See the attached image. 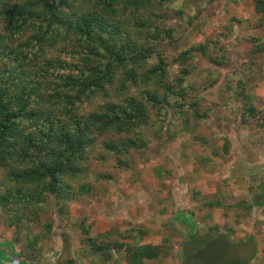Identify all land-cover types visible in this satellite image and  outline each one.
<instances>
[{
    "label": "trees",
    "instance_id": "1",
    "mask_svg": "<svg viewBox=\"0 0 264 264\" xmlns=\"http://www.w3.org/2000/svg\"><path fill=\"white\" fill-rule=\"evenodd\" d=\"M179 1L0 0V210L9 228L25 231L26 248L33 251L19 254L15 264H34L38 258V244L52 227L45 216L50 206L67 217L70 203L96 196L101 182L111 180L110 174L91 169V158L107 160L95 155L98 145L116 168H129L134 154H143L150 144L145 129L160 135L168 112L181 121L180 133L172 134L169 124L165 129L171 140L193 134L208 118L188 79L198 55L220 68L227 51L211 39L168 60L158 46L175 41L166 16L173 11L183 18ZM255 12H264L263 2H256ZM250 41L256 54L264 53L260 39ZM214 82L209 75L200 88ZM225 89L223 97L240 101L241 127L264 130V102L255 92H248L242 79ZM190 92L196 96L192 101ZM227 147L225 139L224 152ZM80 227L84 246L104 262L113 252L122 253L126 264L160 256L143 228L120 234L129 244L97 240ZM37 228L41 233L35 235Z\"/></svg>",
    "mask_w": 264,
    "mask_h": 264
},
{
    "label": "rangeland",
    "instance_id": "2",
    "mask_svg": "<svg viewBox=\"0 0 264 264\" xmlns=\"http://www.w3.org/2000/svg\"><path fill=\"white\" fill-rule=\"evenodd\" d=\"M257 1L264 3V0H180L176 8L182 10L183 18L169 12L166 19L176 31L175 41L158 46L168 60L193 44L211 39H217L227 51L226 65L220 68L198 55L196 68L188 79L199 90V110L207 112L208 118L197 124L193 134L184 133L171 140L165 129L169 124L172 134L180 133L181 121L173 120V113L168 112L160 135L145 129L150 144L143 154H134L135 162L129 168H116L114 158L98 145L95 155L106 156L107 160L91 158V169L110 174L111 180L101 182L96 196L70 203L67 217L59 215L54 206L48 208L45 216L52 227L47 239L38 244L39 256L34 264H66L68 260L75 264H126L122 253L113 252L109 262L90 254L82 243L80 226L97 240L129 244L131 240L120 236L128 228L149 231L151 237L146 242L158 247L160 256L144 264H182L180 248L189 233L204 240L224 236L233 246L232 257L238 250L234 246L241 245L243 239L246 248L241 247L242 258L237 262L227 256L228 264L249 263L248 257L254 250L255 256L262 257L263 249L258 250V246L262 247L263 242L264 221L260 216L263 212L250 213L245 205L237 204L247 196L244 193H251L248 195L251 197L263 185L264 130L242 128L237 113L240 101L223 97L228 85L234 87L242 79L247 91L255 92L264 102V53L256 54L250 41L258 38L264 43V12H255ZM176 70L173 66V71ZM209 75L214 85L203 90L200 87L208 82ZM195 98L190 92L188 101ZM189 122L195 123L192 118ZM196 136L204 142L196 140ZM225 139L227 152L223 150ZM207 201H220L221 206L209 209ZM39 233L40 229H34L33 234ZM26 244L25 231L17 234L14 228H9L0 210V254L4 255L0 264H15L19 254H33ZM197 245L190 244L189 252Z\"/></svg>",
    "mask_w": 264,
    "mask_h": 264
},
{
    "label": "crops",
    "instance_id": "3",
    "mask_svg": "<svg viewBox=\"0 0 264 264\" xmlns=\"http://www.w3.org/2000/svg\"><path fill=\"white\" fill-rule=\"evenodd\" d=\"M261 158H263V160H264V156L263 157H261ZM262 171H263V174H264V165H263V167H262ZM263 185H259L258 186V189H255V191H254V193L252 194V196L251 197H248V195L249 194H251V193H244V195L246 194L247 196H244L242 199H241V203L242 202H244L245 204H243V206L245 205V209L246 210H248V211H250V213H252L253 211L256 213V214H259L260 212L262 213L260 216H261V220L262 221H264V178H263ZM242 207V206H241ZM204 233H205V231H204ZM193 234V233H192ZM190 237H191V233H189V237L185 240V242H183V244L181 245V248H180V255L179 256H181L182 258H183V260H184V257H185V255H186V252H189L190 250L188 249V247H189V244H188V240L190 239ZM193 237V236H192ZM220 238V239H222V241H225V242H227L226 241V239H225V237L224 236H222V235H219V236H217V235H215V236H213L212 238ZM211 239V238H210ZM208 240V239H207ZM262 247L259 245L258 246V250H261L260 248H262L263 249V245H264V235H263V238H262ZM227 243H229V242H227ZM233 247V246H232ZM231 245H230V243H229V249H228V251H227V254H226V257L227 256H229L230 257V259L231 258H233L234 260H237V262H239V260H238V258L239 257H241L242 258V255H241V247L242 248H246V243H245V241L243 242V239H241V245H236V246H234V247H237L238 248V250H236L235 252H234V257H232V255H230V254H232V253H230V250H231ZM243 250V249H242ZM192 251V250H191ZM251 251V250H250ZM249 250L247 251V254L249 255L250 252ZM254 252H255V250H254ZM252 253L251 252V254L249 255V257H248V261H249V263L247 262V264H252V263H255L254 261H255V259H258V261H257V263H255V264H264V252H262L261 251V253H262V257H257V254H256V256H255V253ZM4 255H2V254H0V259L3 257ZM228 259V258H227ZM154 260H156V259H154ZM152 261V260H151ZM183 262V261H182ZM229 262V261H228ZM242 264H244V263H242Z\"/></svg>",
    "mask_w": 264,
    "mask_h": 264
},
{
    "label": "water",
    "instance_id": "4",
    "mask_svg": "<svg viewBox=\"0 0 264 264\" xmlns=\"http://www.w3.org/2000/svg\"><path fill=\"white\" fill-rule=\"evenodd\" d=\"M228 249L229 244L227 242L211 240L193 255L185 257L182 264H217L225 257Z\"/></svg>",
    "mask_w": 264,
    "mask_h": 264
},
{
    "label": "flooded vegetation",
    "instance_id": "5",
    "mask_svg": "<svg viewBox=\"0 0 264 264\" xmlns=\"http://www.w3.org/2000/svg\"><path fill=\"white\" fill-rule=\"evenodd\" d=\"M201 237H202V236H201ZM201 237H200V238H201ZM192 238H193V237L191 236L190 239L188 240V244H189V245H190V244L197 245L198 243L195 242ZM201 239H202V238H201ZM202 240H203V243H202V244H198L197 247H194L193 250H192L191 252H186L185 257L190 256V255H193L197 250L201 249V248L204 246V244H205L206 242H208V241H211V240H220V241H222V239L217 238V237H216V238H211V239H208V240H204V239H202ZM185 257H184V259H185ZM225 258H226V255H225V257H224L221 261H219L217 264H228V261H225Z\"/></svg>",
    "mask_w": 264,
    "mask_h": 264
},
{
    "label": "built area",
    "instance_id": "6",
    "mask_svg": "<svg viewBox=\"0 0 264 264\" xmlns=\"http://www.w3.org/2000/svg\"><path fill=\"white\" fill-rule=\"evenodd\" d=\"M263 252H264V245H263Z\"/></svg>",
    "mask_w": 264,
    "mask_h": 264
}]
</instances>
